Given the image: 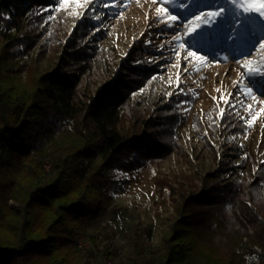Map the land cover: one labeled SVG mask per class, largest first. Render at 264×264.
Listing matches in <instances>:
<instances>
[{
  "label": "trees",
  "instance_id": "trees-1",
  "mask_svg": "<svg viewBox=\"0 0 264 264\" xmlns=\"http://www.w3.org/2000/svg\"><path fill=\"white\" fill-rule=\"evenodd\" d=\"M41 1L0 0V264L88 262L102 240L89 227L117 210L113 170L171 147L173 112L124 119L140 79L135 58L96 90L84 81L92 65L82 48L67 44L65 57L41 64L30 30ZM165 1L183 10L193 0ZM210 175L174 203L144 264H264V208L251 190L242 195L232 180ZM102 256L116 252L105 247Z\"/></svg>",
  "mask_w": 264,
  "mask_h": 264
},
{
  "label": "rangeland",
  "instance_id": "rangeland-1",
  "mask_svg": "<svg viewBox=\"0 0 264 264\" xmlns=\"http://www.w3.org/2000/svg\"><path fill=\"white\" fill-rule=\"evenodd\" d=\"M41 2L30 17L41 64L67 54V44L82 48L92 65L84 81L96 90L135 58L140 79L129 90L124 119L130 124L163 108L175 120L166 155L113 170L117 210L89 227L102 237L99 255L107 247L116 252L110 258L116 264H144L171 222L174 203L210 174L218 184L232 180L242 195L251 190L264 208V9L244 11L264 0H193L183 10L165 0ZM221 8L223 17L206 15ZM237 16L250 24L243 43L230 32Z\"/></svg>",
  "mask_w": 264,
  "mask_h": 264
},
{
  "label": "snow or ice",
  "instance_id": "snow-or-ice-1",
  "mask_svg": "<svg viewBox=\"0 0 264 264\" xmlns=\"http://www.w3.org/2000/svg\"><path fill=\"white\" fill-rule=\"evenodd\" d=\"M255 9L257 12H261L262 9H264V2L261 3H254V4H248L247 6L244 7V11L245 12H249L251 10ZM89 11H91V9H89ZM157 11H161L160 9H157ZM262 15H264V12H261ZM202 15H205L204 13H202ZM206 15L210 18H213V20H215V18L217 17H223L224 15V9L221 8L220 11H210L207 12ZM172 19H175V17H173ZM201 17L197 16L196 20H200ZM249 27L250 24L249 22L245 21V22H241L239 17L237 16L231 27H230V32L231 35L233 37H235V42H239V43H243L245 41H247L248 37H249ZM176 29H179V25H176ZM100 29L97 28V31H99ZM191 31V29H189ZM174 39H179V37H174ZM261 47H264V44L261 45ZM189 55H193L192 53H189ZM187 70V67L185 66V71ZM253 91V89L248 88L246 89L247 93H251ZM229 99H231V97H229ZM225 103H227V101H225ZM221 115H223V110H221ZM253 119H255V117H253ZM249 123H251V121H249Z\"/></svg>",
  "mask_w": 264,
  "mask_h": 264
},
{
  "label": "built area",
  "instance_id": "built-area-1",
  "mask_svg": "<svg viewBox=\"0 0 264 264\" xmlns=\"http://www.w3.org/2000/svg\"><path fill=\"white\" fill-rule=\"evenodd\" d=\"M78 245L90 246L88 242H79ZM95 256L91 257L88 262H80L79 264H116L110 258L103 257L102 254L99 255L97 250H94Z\"/></svg>",
  "mask_w": 264,
  "mask_h": 264
}]
</instances>
